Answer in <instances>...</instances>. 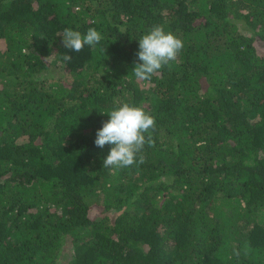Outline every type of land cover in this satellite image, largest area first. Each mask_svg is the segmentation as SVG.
Masks as SVG:
<instances>
[{
  "label": "trees",
  "instance_id": "trees-1",
  "mask_svg": "<svg viewBox=\"0 0 264 264\" xmlns=\"http://www.w3.org/2000/svg\"><path fill=\"white\" fill-rule=\"evenodd\" d=\"M155 25L184 47L140 81ZM123 103L154 145L106 169ZM0 264H264V0H0Z\"/></svg>",
  "mask_w": 264,
  "mask_h": 264
},
{
  "label": "clouds",
  "instance_id": "clouds-1",
  "mask_svg": "<svg viewBox=\"0 0 264 264\" xmlns=\"http://www.w3.org/2000/svg\"><path fill=\"white\" fill-rule=\"evenodd\" d=\"M62 37L63 46L72 52H80L84 47L99 44L102 34L95 28H89L85 34L65 28ZM183 41L172 32H165L162 25H155L139 39L137 60L132 70L135 78L148 81L162 68L174 61L183 50ZM67 52L62 55L64 62L71 61ZM109 119L97 130L95 145L104 148L110 145V150L103 160V168L119 169L139 166L145 162L142 154L145 145H154L153 132L156 119L141 106L123 103L113 110L102 113ZM235 255L239 256L237 251Z\"/></svg>",
  "mask_w": 264,
  "mask_h": 264
}]
</instances>
